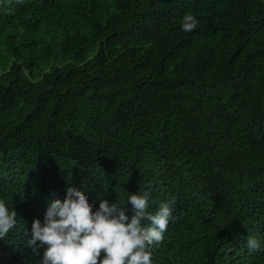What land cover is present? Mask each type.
I'll return each instance as SVG.
<instances>
[{"label": "trees", "instance_id": "trees-1", "mask_svg": "<svg viewBox=\"0 0 264 264\" xmlns=\"http://www.w3.org/2000/svg\"><path fill=\"white\" fill-rule=\"evenodd\" d=\"M69 185L174 197L153 264H264V0H0V199L30 234Z\"/></svg>", "mask_w": 264, "mask_h": 264}, {"label": "clouds", "instance_id": "clouds-1", "mask_svg": "<svg viewBox=\"0 0 264 264\" xmlns=\"http://www.w3.org/2000/svg\"><path fill=\"white\" fill-rule=\"evenodd\" d=\"M198 23L195 15L186 12L180 30L191 32ZM150 197L146 188L128 192L124 202L105 199L96 207L83 191L69 185L62 200L49 201L43 221H32L30 234L16 211L0 199V240L22 228L28 237L26 246L34 254L43 249L37 264H153V246L160 244L170 221L176 219V200L161 202L153 213L147 211ZM245 245L249 252L264 250V241L255 236H249Z\"/></svg>", "mask_w": 264, "mask_h": 264}]
</instances>
